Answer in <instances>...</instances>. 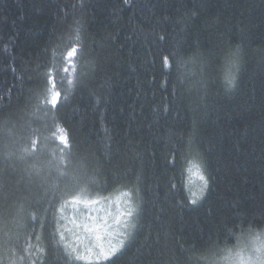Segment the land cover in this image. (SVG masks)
I'll return each mask as SVG.
<instances>
[{
    "label": "trees",
    "instance_id": "16d2710c",
    "mask_svg": "<svg viewBox=\"0 0 264 264\" xmlns=\"http://www.w3.org/2000/svg\"><path fill=\"white\" fill-rule=\"evenodd\" d=\"M123 196L133 215L112 259L54 243L62 205ZM252 222H264V0H0V264H190Z\"/></svg>",
    "mask_w": 264,
    "mask_h": 264
},
{
    "label": "clouds",
    "instance_id": "9594fccd",
    "mask_svg": "<svg viewBox=\"0 0 264 264\" xmlns=\"http://www.w3.org/2000/svg\"><path fill=\"white\" fill-rule=\"evenodd\" d=\"M241 56L242 47L236 44L225 61L220 79L227 93L234 92L239 83L243 66ZM204 88L206 85H201V90ZM228 231V242H213L206 251L189 252L187 259L190 264H264V222L238 224L235 229Z\"/></svg>",
    "mask_w": 264,
    "mask_h": 264
},
{
    "label": "rangeland",
    "instance_id": "374dc122",
    "mask_svg": "<svg viewBox=\"0 0 264 264\" xmlns=\"http://www.w3.org/2000/svg\"><path fill=\"white\" fill-rule=\"evenodd\" d=\"M76 200H79L80 203L74 204L73 202ZM129 209L132 210L133 215V204L125 196L105 201L94 200L87 204L80 198L73 199L69 205L63 207V210L60 211V234L63 233L65 239L70 241L77 248V251L86 252L84 254H87V250L91 248L93 253H98L100 245L107 249L110 243L114 244L107 234L108 232H112L114 235H124L123 231L129 229L132 215L128 216L126 220L124 216H121L120 224L115 222L117 215L125 213ZM124 223H127L129 227H123ZM84 224L89 225V227L99 225L103 229L102 233H100L102 229L98 233L100 239H96V232L85 231ZM85 234H89V236ZM92 258L96 257L93 256Z\"/></svg>",
    "mask_w": 264,
    "mask_h": 264
},
{
    "label": "snow or ice",
    "instance_id": "6c2138e0",
    "mask_svg": "<svg viewBox=\"0 0 264 264\" xmlns=\"http://www.w3.org/2000/svg\"><path fill=\"white\" fill-rule=\"evenodd\" d=\"M75 52V48L72 49L71 52H69V56H71L73 53ZM49 83H54L51 78H49ZM59 96H60V93H55L54 95H52L51 97V100L49 101V103H51L53 106H55L56 104H58L59 102ZM59 139L65 143H67L66 141V137L61 135L59 137ZM35 143V141H34ZM201 180L204 181V185L201 187V190H200V193L203 194L204 192V188L207 186V181L204 180V177L201 176ZM125 196L128 195V193H124ZM193 195L195 196L196 194L193 193ZM193 203H195L196 201L195 200H192ZM67 203V202H65ZM74 204L76 203H80L79 200H76L73 202ZM85 204H87L88 202L87 201H84ZM63 210V205L61 206V211ZM132 215V210L129 209L127 212L125 213H121L120 215H117L115 217V222L117 224H120L121 223V216H124L125 217V220L127 219L128 216H131ZM33 219H35V216L33 215ZM73 223H75V221H73ZM123 227H129V225H127V223H124L122 225ZM107 227V226H105ZM84 228H85V231H88V232H96L97 233V236H96V239L99 240L100 239V236H99V231H100V226L99 225H93L92 227H89V225L87 224H84ZM109 236H112L113 233L112 232H108L107 233ZM126 235V234H125ZM39 239V237H37ZM54 243L56 244H62L63 245V249H64V252L67 254V256L71 259L73 256L75 259L77 260H91L93 256L96 257V259H104V260H109V259H112L114 256H116L124 247H125V243H124V240H120L118 241L116 244H109L108 248L105 249L102 245H100V251L98 253H93L92 252V249L89 248L87 250V254H84V253H80L77 251V248L68 240L65 239L63 233L60 234V237H59V240H56L54 241ZM39 251H43V249H38Z\"/></svg>",
    "mask_w": 264,
    "mask_h": 264
}]
</instances>
